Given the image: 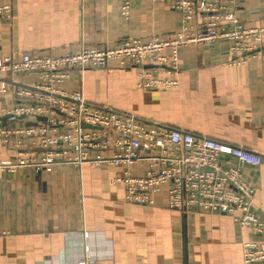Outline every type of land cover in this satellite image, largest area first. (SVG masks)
Here are the masks:
<instances>
[{"label": "crops", "instance_id": "1", "mask_svg": "<svg viewBox=\"0 0 264 264\" xmlns=\"http://www.w3.org/2000/svg\"><path fill=\"white\" fill-rule=\"evenodd\" d=\"M177 1L0 0L14 12L12 20L0 19V58L17 62L24 54L58 57L85 46L112 48L124 38L164 39L182 26L173 8ZM236 16L246 28L264 26V0H238ZM229 45L220 38L180 48L177 85L169 89L139 88L140 68L116 62L71 70L60 88L82 91L89 102L131 114L149 127L173 125L224 143L222 168L241 170L264 220V54L232 63L244 56ZM145 69L170 78L166 69ZM14 81L30 85L40 77L20 74ZM7 104L10 96L1 95L0 108ZM21 141L40 144L37 137ZM229 145L260 154V163L238 162ZM13 155L0 143V161ZM123 169L88 162L0 172V264H78L85 256L96 264H244L243 243L264 242V233L256 235L228 214L196 206L187 214L169 210L165 189L152 206L127 203L124 186L116 182ZM129 169L143 175L146 162Z\"/></svg>", "mask_w": 264, "mask_h": 264}, {"label": "built area", "instance_id": "2", "mask_svg": "<svg viewBox=\"0 0 264 264\" xmlns=\"http://www.w3.org/2000/svg\"><path fill=\"white\" fill-rule=\"evenodd\" d=\"M238 0H181L173 8L182 15V26L167 38L143 41L124 38L112 48L83 47L58 57L24 54L17 62L0 58V96L9 95L11 105L0 108V143L11 147V159L0 161V172L20 167L50 170L54 164H109L122 167L116 179L125 190V201L134 205L154 204L158 192L166 190V206L187 214L192 207L209 213L228 214L256 235L264 233V220L254 207V188L237 166L222 168L220 152L224 143L198 137L177 126H147L142 119L122 111L98 106L84 98L82 91L60 88L69 71L102 69L110 62L139 67L137 86L145 90L177 85L178 50L187 45L228 39L229 50L244 57L264 54V26L246 28L236 16ZM127 11L124 10V15ZM13 7L0 3V19L12 20ZM168 70L170 78L160 79L145 69ZM38 74L40 82L17 84L20 74ZM44 117L29 124V117ZM5 120V122H3ZM5 123V124H4ZM7 125V126H5ZM22 137L38 138L40 144L23 146ZM238 162L257 166L260 154L242 146L229 145ZM146 162L143 175L130 167ZM88 251V247H85ZM244 264H264V242L243 243ZM78 264H96L85 256Z\"/></svg>", "mask_w": 264, "mask_h": 264}, {"label": "water", "instance_id": "3", "mask_svg": "<svg viewBox=\"0 0 264 264\" xmlns=\"http://www.w3.org/2000/svg\"><path fill=\"white\" fill-rule=\"evenodd\" d=\"M36 120L44 121L45 118H44V117H38V116L27 118V122H28L29 124H34V123L36 122Z\"/></svg>", "mask_w": 264, "mask_h": 264}]
</instances>
